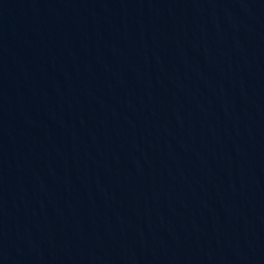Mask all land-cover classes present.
Instances as JSON below:
<instances>
[{"label": "water", "instance_id": "obj_1", "mask_svg": "<svg viewBox=\"0 0 264 264\" xmlns=\"http://www.w3.org/2000/svg\"><path fill=\"white\" fill-rule=\"evenodd\" d=\"M0 264H264V0H0Z\"/></svg>", "mask_w": 264, "mask_h": 264}]
</instances>
